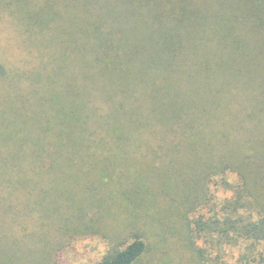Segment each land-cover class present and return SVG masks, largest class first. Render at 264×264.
<instances>
[{"label":"trees","instance_id":"1","mask_svg":"<svg viewBox=\"0 0 264 264\" xmlns=\"http://www.w3.org/2000/svg\"><path fill=\"white\" fill-rule=\"evenodd\" d=\"M115 1L130 5L134 0ZM236 1L228 5L226 18L219 11L210 17L231 22L264 14V0ZM165 14L155 10L144 17L160 25L157 35L164 44L169 34L178 36L184 28L174 23L187 20L184 11L172 7L165 29L160 23ZM97 39L99 49L82 60L90 69L66 68L68 57L57 56L52 70L35 74L43 80L41 87L32 89L29 98L15 93L6 104L11 119L5 127L18 134L12 153L0 158L1 166L6 158L11 161L4 166L9 191L21 186L47 195L37 183L51 173L56 178L49 189L60 193L59 162L66 164L60 171L64 179L77 176L75 161L103 162L107 176L125 184L122 201L146 209V229H182L201 264H264V69L134 66L136 51L109 52L107 41ZM150 59L158 61L162 54ZM6 74L0 63V82ZM93 147H105L104 153L87 151ZM129 153L134 154L132 165L141 162V175L129 165L114 168ZM210 185L220 186L227 196L215 199ZM39 194L34 204L43 208ZM160 198L165 202L158 204ZM22 203L31 208L29 200ZM73 212L77 219L82 211ZM62 218L64 232L74 228L70 215ZM140 220L130 229L141 230ZM142 235L133 233L123 248L107 251L94 264H135L149 248V238ZM19 253L0 236V264H29ZM44 257L51 264L52 249Z\"/></svg>","mask_w":264,"mask_h":264},{"label":"rangeland","instance_id":"2","mask_svg":"<svg viewBox=\"0 0 264 264\" xmlns=\"http://www.w3.org/2000/svg\"><path fill=\"white\" fill-rule=\"evenodd\" d=\"M236 2L134 0L125 5L115 0H0V63L8 74V78L0 82V158L12 153L18 137V134L11 133V126L6 128L4 124L6 122L7 125L11 119V109L6 106L9 99L18 92L29 98L30 91L43 84V80L35 74L41 68L52 70L57 56L68 57L66 68L90 69L82 64V60L99 49V36L107 41L109 52L136 51V59L132 62L134 66L153 67L156 64L181 69H264V14L258 15V18L252 16L242 21L226 22L223 17H227L228 5ZM241 5L244 6L243 3ZM172 7L184 11L187 20L174 23L177 28L184 23V28L182 31L179 28L181 34L178 36L169 34L164 44L157 35L160 25L155 19L146 20L144 17L145 13L155 10L170 14ZM218 11L222 18L210 17ZM167 14L160 22L165 29L169 25ZM188 20L192 22H186ZM188 28H193L195 32ZM159 54H162V59H150H157ZM103 148L93 147L87 151L101 154L104 153ZM128 155L126 163L118 161L120 166L114 168L119 170L129 165L141 175V162L132 165L130 156L134 154ZM95 161L72 163L78 169L72 170L77 176L71 179L63 178L60 171L66 169V164L59 162V174L55 173L58 174L57 188L60 193L49 189L55 184V175L50 173L42 176L37 183L38 188L47 194L44 195L34 189L33 192L26 191L29 189L21 186L9 191L5 181L8 169L5 170V167H9L11 161L6 158V163L0 165V236L5 244L13 245V252H20L29 264H49L45 263L44 257V252L49 249H52L53 256L51 264H94L107 251L123 248L133 239V233L139 232L144 239L149 238V248L135 264H201L190 253L189 239L181 235L182 229L176 226L164 231L146 229L143 225L145 220L146 224L149 223L146 209L134 208V204L122 201L126 191L121 188L125 184H121L113 174L108 177L107 165ZM44 163L49 165L48 160ZM162 166L163 163L159 167ZM210 191L215 199L227 196L220 186L210 185ZM37 194L43 199V208L34 204ZM3 199L10 204L6 211L7 204L2 205ZM26 200L30 201L31 208H23L22 202ZM160 201L165 202L160 198L158 204ZM179 209L183 211L181 207ZM169 210L178 211L175 208ZM73 211L82 212L76 219ZM66 215L71 216L69 225L74 228L64 232L61 228L62 216ZM140 218L138 226L141 230H136V227L130 229L131 223H137Z\"/></svg>","mask_w":264,"mask_h":264}]
</instances>
